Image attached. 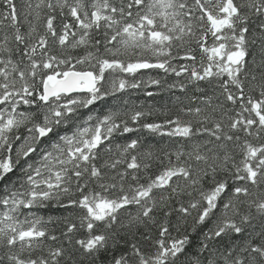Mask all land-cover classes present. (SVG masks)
<instances>
[{
  "label": "snow or ice",
  "instance_id": "1",
  "mask_svg": "<svg viewBox=\"0 0 264 264\" xmlns=\"http://www.w3.org/2000/svg\"><path fill=\"white\" fill-rule=\"evenodd\" d=\"M0 264H264V0H0Z\"/></svg>",
  "mask_w": 264,
  "mask_h": 264
},
{
  "label": "trees",
  "instance_id": "2",
  "mask_svg": "<svg viewBox=\"0 0 264 264\" xmlns=\"http://www.w3.org/2000/svg\"><path fill=\"white\" fill-rule=\"evenodd\" d=\"M144 91H154L155 92L157 91V89L155 88V86H153L148 89H145ZM171 95L172 94L170 93H160V95L154 98H148L143 94V91H139L136 93V95L133 96V99H135L137 103L145 102V104L153 103V104H156L157 106H162L165 103L170 101Z\"/></svg>",
  "mask_w": 264,
  "mask_h": 264
}]
</instances>
